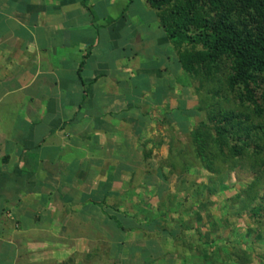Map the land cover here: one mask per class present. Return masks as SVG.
<instances>
[{"label":"crops","instance_id":"1","mask_svg":"<svg viewBox=\"0 0 264 264\" xmlns=\"http://www.w3.org/2000/svg\"><path fill=\"white\" fill-rule=\"evenodd\" d=\"M173 60L142 0H0V264L186 263Z\"/></svg>","mask_w":264,"mask_h":264},{"label":"trees","instance_id":"2","mask_svg":"<svg viewBox=\"0 0 264 264\" xmlns=\"http://www.w3.org/2000/svg\"><path fill=\"white\" fill-rule=\"evenodd\" d=\"M142 1L174 54L178 89L198 115L187 143L174 135L167 173L192 165L208 173L205 185L178 180L197 199L227 189L233 173L243 181L249 217L264 224V0Z\"/></svg>","mask_w":264,"mask_h":264},{"label":"rangeland","instance_id":"3","mask_svg":"<svg viewBox=\"0 0 264 264\" xmlns=\"http://www.w3.org/2000/svg\"><path fill=\"white\" fill-rule=\"evenodd\" d=\"M184 98L190 99L187 103L190 112L184 110L185 113L180 114V119L187 124L190 121L192 127L198 117L195 112H191L194 100L192 97ZM179 135L177 137L181 143L189 141L186 134ZM207 174L196 165L188 166L183 173L174 174L178 176L173 182L176 194L166 199H172V204L166 208L167 212L164 211L163 224L159 222L161 219H157L160 227L157 232L163 231L165 227L169 229L167 214L170 212L169 216L174 218L173 222L177 225L173 230L174 237L183 242L177 245L180 249L178 261L183 259L185 264H264V224L256 215L249 217L251 205L241 191L244 188L241 178L236 180L235 175L229 173L226 177L227 189L211 195L203 193L198 199L188 190L177 188L178 180L183 176L186 184L192 181L193 185H205L208 183ZM226 174L224 172L221 175L222 180ZM257 187H260V184ZM199 201L204 206H200ZM204 236H207L212 244L203 243L201 239ZM172 246L175 248L176 244L173 243Z\"/></svg>","mask_w":264,"mask_h":264}]
</instances>
